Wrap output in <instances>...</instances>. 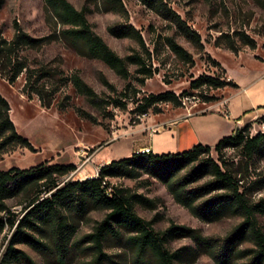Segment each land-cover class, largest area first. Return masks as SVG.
Wrapping results in <instances>:
<instances>
[{
	"label": "rangeland",
	"instance_id": "obj_1",
	"mask_svg": "<svg viewBox=\"0 0 264 264\" xmlns=\"http://www.w3.org/2000/svg\"><path fill=\"white\" fill-rule=\"evenodd\" d=\"M76 10H84L92 33L120 58L137 54L142 58L146 74L138 66L125 62L126 75H119L101 59L90 56L83 42L69 45L60 23L43 0H0V38L10 41L18 32L37 39L34 44H19L15 54L4 52L0 60V95L9 106L8 116L15 131L25 137L32 149L20 146L0 147V170L27 169L36 165L74 164L75 169L55 176L58 186L65 181L94 177L104 164L100 156L104 147L113 160L129 157L150 134L164 132L165 122L184 115L207 110L209 103L220 99L233 84L213 88H192L190 82L200 75L216 76L230 82L248 83L264 71V0H156L147 5L141 0H67ZM159 2L164 4L161 10ZM172 12V13H170ZM174 14L199 35V42L176 25ZM130 24L137 33L122 37L111 35L107 28ZM138 34L142 42L138 39ZM245 34L255 44L243 43ZM172 39L186 52L174 53L167 44ZM11 53V55H9ZM16 62L22 70L11 80ZM75 79L88 85L96 94L91 97L74 85ZM170 91L178 99L157 102L144 115L136 106L147 96ZM264 116V113L262 115ZM247 120L241 125L250 135L264 131V121ZM99 156V157H98ZM223 160L235 179H239L249 202L264 199V156H244L240 147L228 146L209 157ZM206 155H202L205 158ZM203 160V159H202ZM198 162L181 168L173 179L189 181L187 188H200L213 178L207 168H196ZM196 168V169H195ZM196 176V177H195ZM82 180V179H81ZM109 188H121L132 197V210L153 232H163L170 224L197 230L209 240V246L196 244L189 237L175 235L164 247L179 250L173 264H248L250 249L255 247L249 232L237 242L228 256L225 239L242 221L238 214L226 213L217 219L194 216L177 203L166 185L141 170L136 177H107ZM33 183L16 195L5 199L10 212L23 215L29 200L44 187ZM223 190L201 195L204 202ZM139 196V197H137ZM80 214L68 217L73 231L61 254L62 264H160L149 249L138 251L128 237L133 232L117 227L119 238H103L100 248L84 237L93 233L107 210L88 203ZM6 215L0 211V217ZM258 227L264 233V208L255 213ZM44 242L48 249L38 251L26 243L22 249L33 264H60L56 238L48 226L27 231ZM14 233L7 225L0 230V260Z\"/></svg>",
	"mask_w": 264,
	"mask_h": 264
},
{
	"label": "trees",
	"instance_id": "obj_2",
	"mask_svg": "<svg viewBox=\"0 0 264 264\" xmlns=\"http://www.w3.org/2000/svg\"><path fill=\"white\" fill-rule=\"evenodd\" d=\"M43 1L60 23L67 25L61 30V35L69 45L75 46L77 43L83 42L90 56L101 59L119 75L124 76L127 73L125 62L136 64L139 73L146 74L148 72L140 56L133 53L125 58H120L107 47L99 36L92 33L85 18L84 10H76L67 0ZM141 1L150 6L156 4V0ZM159 7L161 10H165L162 2H159ZM173 15L176 25L194 41L199 42V35L191 30L179 16L174 13ZM107 30L115 37L137 33L130 24L110 26ZM138 39L142 42L139 34ZM241 39L244 44L254 48L253 40L247 35L243 34ZM166 41L174 53L186 56L185 50L180 45L172 39L167 38ZM36 42L37 39L20 31L10 41L0 38V60L4 56V52L8 51L15 54L21 43L34 44ZM22 68L23 66L16 62L13 76L10 79L13 80ZM228 84L236 86L233 82L209 75H200L190 82L192 88H198L202 85L219 88ZM74 85L81 88L91 97L92 102L97 104L95 101H98V98L88 85L79 79H75ZM177 99L172 92L165 91L147 96L136 106V109L140 114H145L147 108L157 102ZM8 110V103L0 95V147L20 146L32 149L29 141L15 131L14 125L9 119ZM257 119L263 122L264 116L257 117ZM245 129L236 128L230 135L220 138L213 146L196 143L187 150L161 154L153 153L151 150L147 153L136 151L129 157L118 160L112 159L101 165L94 177L65 181L60 186H58L55 176L73 171L75 169L74 164H39L27 169L0 170V211L6 212L4 217H0V230L4 225L10 228L14 227V233L9 239L0 264H33L27 254L15 245L26 243L38 251H46L48 246L27 232L38 230L40 225L48 226L54 234L56 248L60 251L58 262L62 264L64 256L61 252L73 231L72 225H68L66 220L68 217L72 218L74 214L82 213L88 203L107 210L103 219L95 227L94 232L84 237L97 249L100 248L101 241L106 236L120 237L121 233L117 227H125L131 230L133 234L128 239L137 246L138 251L149 249L160 264H173V260L178 257L179 250L169 252L164 247L165 241L172 236H186L196 244L204 247L209 246L207 238L201 236L197 230L183 225L170 224L163 232H153L150 223L140 219L132 210V197L134 196L127 195L121 188H109L107 177L127 176L133 178L141 170L161 180L174 200L186 207L194 216L212 220L226 213L240 215L242 221L234 227L225 239L226 251L223 252V256H228L226 253L230 254L232 247L239 242L246 232H249L255 247L248 250L251 255L248 264H264V233L255 220V213L264 208V199L256 203L249 202L244 190L240 189L239 179L232 176L226 164H224V168L221 167L220 164L224 161L219 160V156L217 159L209 157L211 151L218 155L222 148L228 146L240 147L244 156L248 158L254 154L264 156V131L250 135L245 132ZM202 155H206L205 158H202L203 160L201 159ZM195 162H198L196 168L202 167L209 170L213 178L210 183L200 188H187L186 185L191 181L185 180L187 177L173 179L181 168ZM259 179L257 181H262L261 179L264 178ZM33 183H40L39 186L46 189L43 193H49L46 196L40 195L41 192L37 193L35 197L29 200L23 215L18 218L17 215L8 210L4 201ZM214 190H223L224 192H217L204 202H196L201 195Z\"/></svg>",
	"mask_w": 264,
	"mask_h": 264
},
{
	"label": "crops",
	"instance_id": "obj_3",
	"mask_svg": "<svg viewBox=\"0 0 264 264\" xmlns=\"http://www.w3.org/2000/svg\"><path fill=\"white\" fill-rule=\"evenodd\" d=\"M236 87L220 93V99L209 103L206 111L195 112L168 120L164 132L150 134L141 142L153 153L179 152L196 143L213 146L220 138L230 135L247 120L264 113V71L248 83L233 82ZM109 146V145H108ZM104 147L100 156L104 164L113 154ZM138 145L136 152L142 148ZM99 157V156H98ZM81 179H84L82 177ZM80 179V180H81Z\"/></svg>",
	"mask_w": 264,
	"mask_h": 264
},
{
	"label": "built area",
	"instance_id": "obj_4",
	"mask_svg": "<svg viewBox=\"0 0 264 264\" xmlns=\"http://www.w3.org/2000/svg\"><path fill=\"white\" fill-rule=\"evenodd\" d=\"M142 115H144V114H142ZM150 151V147H148V146H146V147H142V148H140V150H139V152H149Z\"/></svg>",
	"mask_w": 264,
	"mask_h": 264
}]
</instances>
